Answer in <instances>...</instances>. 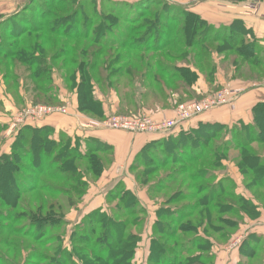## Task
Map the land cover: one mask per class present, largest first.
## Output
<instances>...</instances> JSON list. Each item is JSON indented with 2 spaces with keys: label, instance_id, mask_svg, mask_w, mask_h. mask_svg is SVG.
<instances>
[{
  "label": "trees",
  "instance_id": "obj_1",
  "mask_svg": "<svg viewBox=\"0 0 264 264\" xmlns=\"http://www.w3.org/2000/svg\"><path fill=\"white\" fill-rule=\"evenodd\" d=\"M50 1L52 5L50 9L44 8L43 0H27V3L30 2V5L35 2L38 3L39 5L37 4L35 10L40 11L41 17L44 15L43 18L46 19L54 15L58 22H62L61 26L56 25V22L49 29H46L45 26H33L29 19L30 16L24 11L27 9V3L16 14L5 19L0 18V24H8L3 27L8 28L15 37L19 38L18 43L22 46L13 52L10 49L12 44H6V41L0 40V49H2L0 52L5 51L7 57H17L7 62L8 64L3 63L2 67L6 69L10 66L18 68L21 64L27 65L26 72H22L21 69L19 72L24 73L25 76L28 75L26 78L34 83V85H24L28 99L32 93L37 94V98H33L34 103L40 102L38 101L39 94L41 96L47 94L54 103L61 102L58 99L53 75L54 69L57 68L51 61L49 66L47 64L49 60L43 55H48L51 51V56L57 55V53L60 55L63 48H65L62 52L63 64L57 65V67H59L60 74L63 75L64 83L67 84V87L73 85V89L70 90H75L77 93L79 109L96 119H103L107 116L103 112L102 102L96 98L94 93L97 83L109 88L115 87L119 92L124 89L121 85L122 82L130 84L131 91L128 93L124 90L125 97H120L121 106L125 113L140 115L142 113L130 109L134 106L138 107L133 88L136 81H143L147 88L142 94L145 100H149L151 97L154 100L153 89L162 92L164 97L169 95L171 90L163 87V80L170 82L177 92L189 91L188 88L191 83L197 78L196 72L190 68H183L178 72L175 71L174 67L173 69L167 67L164 70L163 61L168 63L189 61L208 74L212 80L217 63L214 62L213 54L216 53L212 48L210 49L211 46H216L217 52L228 49L231 53L244 57L246 62L239 64V66L242 68L244 64L250 66L251 72L246 77L264 78V58L258 56L257 45L248 41L250 39H247L242 32L244 25L241 21H237L229 27L216 29L199 15L186 10L182 5L172 6L165 0H139L135 2L130 7L132 13L130 18L124 14H116L117 10L107 9V13L105 10L97 9L94 11L97 6L95 0ZM63 5L73 9L66 13H63L62 10L59 12L55 10L56 6ZM161 5L162 7H160ZM88 7L91 8L90 10L93 11L94 15L99 16L95 30L100 31V35H103V27L106 25L115 23V27L119 31L122 24H119L118 20L122 18L126 21L123 24L124 33H122L125 40H93L95 36H91V33L94 31L87 28L89 22L91 23L85 9ZM156 7L160 10H157L159 16L155 22L140 23L141 19L152 10H156ZM80 18L84 23L80 21ZM81 23L83 33L73 34L71 31H67L68 27L80 28ZM24 24L29 26H24ZM63 24H65L64 30L61 28ZM147 27L149 31L146 37L142 40H130V35H134L136 31ZM15 28L19 31L17 32ZM166 30L168 32H163ZM210 30L212 37L208 33ZM162 32L167 34H161ZM24 34L28 36L22 39ZM163 36H166L165 39ZM82 38L95 44L101 43V46L128 48L129 52L124 53L121 58L114 61H112L113 55L106 57L104 65L109 71L107 75V70L99 66L100 58L106 50L104 47L95 51L94 60L89 63L88 60L92 58L90 54L86 56H89V59L83 60L71 56V50L75 53L71 40ZM53 48H57L58 51L53 52ZM89 49L90 46L83 47L85 53H90ZM59 55L55 56L54 61L59 58ZM121 62L122 64H120ZM155 62L156 65L158 62L160 63L158 67L160 71L153 74ZM222 62L228 63V59L224 57ZM77 63L80 67L89 66L85 67V70L83 69V76L79 75L82 72L79 67V70L66 68L68 64L77 65ZM36 64L40 66L33 68ZM111 66L117 70L108 69ZM163 74H166L167 78L163 77ZM127 75H130L131 78L126 77ZM152 75L154 78L156 77V81L153 80ZM4 76L9 81L12 79L13 83L17 80L10 72L5 71ZM175 77L182 79L186 85H177L178 80ZM107 78H110V82ZM10 85L8 84V87L11 91ZM27 91L30 93L29 95ZM203 95L194 99L193 95L188 92L187 99L177 101L175 108L180 103L199 100L203 98ZM1 105L0 100V108H2ZM224 131L230 134V138H225L220 142L218 138L225 135V133L223 134ZM49 133L46 127L26 124L16 137L11 153L0 156V199H3L2 202L4 203L0 205H7V208H3L5 212H1L0 215V220L4 221V224H0V242L6 238L5 244L11 243L9 241L11 234L9 235L8 231L34 239H40L39 236L48 233V227L38 232L37 230L33 231L15 226L11 221V215L18 207L19 198L25 193L36 191L39 193L38 196L45 193L51 199L44 203L45 197H41L40 201L42 202L38 203L40 204L38 211L33 212V208H30L31 210L28 208L29 215H33L32 226L40 227L41 222L52 223H48L49 228L59 233L56 235V241L61 243L54 246L52 255L43 253L39 249L35 250L36 255L38 254L41 260H47V264H134L133 258L140 236L135 231L136 227L133 226V217H138L139 221H137L141 225L144 219V209L128 191L112 192L109 198V210L107 212L97 210L85 216L71 229L69 243L65 244V236L60 234V231L64 224H68L65 220L66 210L77 206L81 201L89 187L88 180L90 177L86 175L82 179V190H77L75 188V183H77V177L74 174L75 169L69 165V162L72 159L91 160L90 170L92 172L83 169L85 170L84 174L86 172L95 176L99 175L105 166V161L100 158L105 149L91 140H88L85 146L64 137L56 141L49 137ZM181 135H183V142L185 143L182 146L171 143L172 145L169 147L165 146L167 152L161 153V155L151 152L152 148L147 147L139 154L135 162L134 169L137 177L143 185L149 187V191L153 193L154 197L161 195L167 189L169 190L166 185H176L181 177L183 180L176 188L178 191L174 190L175 192L170 196L161 198L162 203L158 209V220L155 223V232L147 264H214L215 254L212 252V239L226 240L246 215H257V206L251 202L252 200H256L264 208V193L262 195L261 192L264 191V102L255 107L252 124L234 125L231 128L223 124H203L198 129L180 132L175 139L174 137L173 139L172 137L169 138L171 139L170 142L178 140ZM231 151L234 152L231 161L236 164L242 174L246 189L249 191L255 189L256 193L261 194V201L253 196L247 199L236 190L235 184L229 177L224 176L219 179L220 174L218 172L224 169V161L230 160L228 153ZM54 158L55 160H53ZM50 160L53 161L47 165L46 163ZM177 164L182 166L169 174L170 182L168 176L164 175L161 177L162 183L155 184L156 186L151 183L147 184L146 180L143 179L142 174L144 172L141 173L138 170L141 169L140 167L152 169L147 172L145 179H148V175L153 174L157 169H166ZM50 167L55 172H51V174L46 172L45 169ZM57 170L61 173L56 172ZM79 170L81 169H78L77 172ZM40 175H46L58 183L63 181L66 186L44 184L40 181ZM187 179L191 181L188 186H186ZM189 188L193 191L190 192ZM232 202L243 205L240 212L235 206L232 208V204H230ZM46 207L48 210L44 213L43 209ZM229 213H232L233 216H230ZM169 222L175 223L176 229L171 228L169 230L167 225ZM180 232L186 233V235H182L183 237H180L178 242L166 244L163 241V237L166 236L170 239H176ZM191 233L193 235L188 237L187 235ZM253 236L254 234L249 235L248 239H244L239 247L241 259L237 264H250L248 261L252 258L256 260L261 253L253 245L246 244ZM48 239L40 242L42 247H48ZM90 244L93 245L94 249L88 248ZM18 246L20 251L23 250V246ZM204 252L207 253V258L203 257ZM87 255L91 258H97L99 261L96 263L87 261L85 257ZM2 256L3 252L1 251L0 257ZM38 262L40 263L39 260Z\"/></svg>",
  "mask_w": 264,
  "mask_h": 264
},
{
  "label": "crops",
  "instance_id": "obj_2",
  "mask_svg": "<svg viewBox=\"0 0 264 264\" xmlns=\"http://www.w3.org/2000/svg\"><path fill=\"white\" fill-rule=\"evenodd\" d=\"M125 1L135 4L138 0ZM25 2H27V0H0V18L2 17L5 19L16 14L21 10L20 8L24 6ZM243 2L242 0H183L182 6L185 7L186 10L199 15L209 25L216 29L229 27L235 22L241 21L244 25V31L242 32L247 39H250L248 41L257 45L258 56L264 58V3H262L257 11L247 14ZM213 57L217 63V68L212 80L208 74L194 64H183L185 61H177L174 63L163 61L164 70L167 67L170 69L174 67L177 72L183 68H190L192 71L196 72L197 78L191 83L188 88L189 91H182L184 93L173 90L172 84L163 80V87L171 90L169 91V95L165 97L156 96L153 92L154 100H152L151 97L149 100L146 99V101L142 94L147 88L145 84L142 85V82L136 81L133 88L140 86L143 87L144 90H139V92L136 93L138 107L134 106L130 109L134 112L150 115L157 120L173 118L175 116L176 102L186 100L188 92L196 99L202 94L219 89L226 84H231L234 87L242 89V94L233 109L222 107L205 112L185 123L183 126L161 134H135L124 130L88 129L80 127L81 121L94 117L79 109L77 93L67 91L64 86H62L58 78V69H54L53 75L55 77V86L58 90V99L61 102L69 99L70 112L67 115H52L28 124L35 127H46L50 132L49 137L56 141L64 137L69 138L74 143H81L85 146L88 140H91L104 147L103 149L105 150L102 149V156L107 157L103 171L94 178H89V187L81 201L77 206L66 210L65 220L71 229L89 213L97 210L107 212L109 210V198L112 192H131L139 202L138 204L144 209L143 222L139 227L135 228V231H137L140 236V240L137 244L133 263L147 264L155 232V223L158 220V209L162 201H158L157 197H154L153 193L149 191V187L143 185L137 177L134 168L139 154L147 147L152 148L151 152L158 155H161V153L165 154L167 152L165 146L169 147L172 145L171 143L182 146L184 143L183 135L174 142H170L171 139L169 138L172 137L173 139L174 137L175 139L180 132H189L190 130L198 129L203 124H223L228 128L234 125L252 124L254 122L255 107L257 104L264 102V78L253 80L237 77L235 69L228 63L227 68L222 66L221 62L223 61V57H219L217 54ZM159 64V62L157 65L156 62L154 63L153 74L160 71L158 70ZM163 77L167 78L166 74H163ZM175 79L178 80H176L177 85H186L182 79H178V77H175ZM153 80L156 81V77ZM0 88L2 93L0 95V100L2 102L0 111V156H2L3 154L11 153V148L16 137L26 124L21 125L17 130H12L10 125L14 113H10L9 110L11 109L13 111L14 105L10 103L6 104V102L1 99L5 97L1 84ZM153 90L162 94V92L157 89ZM99 92L101 91L97 90L95 87V96L102 102L105 115L112 112H123L121 98L116 91L112 92V95H108V97L105 96L104 93ZM20 97L22 96L20 95ZM224 165L225 167L222 170V175H219V179L224 176L229 177L235 184L236 190L239 193H242L247 199L252 198L251 194L244 186L243 176L236 164L231 160H227L224 162ZM251 202L257 206V215H246L244 220L233 230L231 236L226 240L219 241L217 239H212V252L215 254L214 264L238 263L241 259L240 248L229 250L227 246L231 238L239 233L245 235L244 239H248L249 235L254 234L246 244L253 245L257 248L256 250L263 252L261 264H264V208L256 200H252ZM201 235L203 234L201 233ZM69 239V237H65V244L69 243Z\"/></svg>",
  "mask_w": 264,
  "mask_h": 264
},
{
  "label": "rangeland",
  "instance_id": "obj_3",
  "mask_svg": "<svg viewBox=\"0 0 264 264\" xmlns=\"http://www.w3.org/2000/svg\"><path fill=\"white\" fill-rule=\"evenodd\" d=\"M242 1H244L243 3L246 4L250 0H242ZM95 2L97 4V6L94 9V11L95 10L97 11V9L98 10H105V12L107 13L108 12L107 9H110V10H113V11L117 10L116 14L117 13L120 14V15L124 14L125 16L127 15V17H129V18L132 16L131 8H130L131 5H132L131 2L129 3L128 1H125V0H95ZM26 3L27 2H25L24 5H26ZM167 3L171 4L172 6H181L182 5V3H177V2H167ZM37 4L38 3L35 2V3H33V5L32 4L30 5V2H28L27 3V9L28 10L25 9L26 7L24 8L25 9L24 10L25 14L30 16L29 19H30V21H31L33 26H45V27H47L46 29H49V28H51V26L53 25L54 22H56L57 23L56 25H58V26L62 25V22H58V19L54 15H52L50 17H47L46 19L43 18L44 15L41 17L40 11L37 12L35 10V8H37V6L39 5V4L38 5ZM43 4H44V8H46V9L52 8L50 0H43ZM160 7H162V5ZM70 9H73V8L70 7V6L66 7L64 5L55 7V10L57 12L62 10L63 13L71 11ZM85 9H86L88 20L89 21L91 20V23L89 22V27L87 26V28H90L91 30L94 31V33H91V36H95L93 40H125V37L122 35V33H124L123 24H125L126 21H124L122 18L118 20L119 24H122L119 31L116 29V27H115L116 24L115 23L113 25H106L105 27H103L104 28L103 29L104 30L103 35H100L101 34V33H99L100 31L98 32V31L95 30L97 28V25H95V24L98 22L99 16L96 15V14L94 15L93 11L90 10L91 9L90 7H88V9L87 8H85ZM157 10H160V8L156 7V10H152L150 13H148L143 19H141L142 21L140 23H145V22L154 23L156 18H158V16H159V12ZM24 20H27V19L24 18ZM80 21L82 23H84V21L81 18H80ZM82 23L80 24V28L75 29V27H72V28L68 27L67 31L69 30L73 34L83 33ZM140 23H138V24H140ZM145 24H147V23H145ZM5 25H8V24H0V40L6 41V44H12L11 48L10 47L9 48L12 49L13 52H15V51L19 50L20 48H22V46H21L20 43H18L19 42V40H18L19 38L15 37V35H13L11 33V31H9L8 28H4L3 27ZM64 25L65 24H63V26L61 27L63 30L65 29ZM24 26H29V25L24 24ZM15 30L17 32L19 31V29H17V28H15ZM148 31H149L148 27L143 29V30H138V31L135 32L134 35H130V40H142L144 37H146ZM163 32H168V31L166 30V31H163ZM163 32L161 34H164V35L167 34V33H163ZM208 33H209V36L212 37L211 30ZM218 35H220V34L218 33ZM26 36H28V35L24 34L21 38L25 39ZM165 37L166 36H163L164 39H165ZM233 40H237V39H233ZM16 42H17V44H16ZM71 44L73 45V47L75 49L74 50L75 53L73 52V50H71V52H70L71 56H73L74 58H78L79 60H83V59H89V56L88 57H86V56L90 54V56H92V58L90 60H88V63L90 61L94 60L95 51L98 48H100V47H104V49H106V50H105L104 54H102V56L100 58L99 66H100V68L102 67L105 70H107V66L104 65L106 57H108L109 55H113L112 61H114V60H116L118 58H121L124 55V53H128L129 52L128 48H115V47L101 46L102 45L101 43L95 44V43H92L91 41L83 39V38L82 39L71 40ZM85 46H90V49H89L90 53H85L83 51V47H85ZM225 47H227V46H225ZM0 48H1V46H0ZM211 48L216 54L218 53L217 55L219 57H223V58L226 57L228 59V64L235 69L237 77H242V79L243 78H249V77H246V75H249L250 72H251L250 71L251 70L250 66L248 64H244L243 68H242V66L241 67L239 66V64L246 62L244 57H242V56H240L238 54H235V53H231L230 51H228L227 48H226L227 50H222L220 52L216 51V46H211L210 49ZM64 49L65 48H63L61 50L60 55L57 53V55H59V58L57 59L58 61L57 60L54 61L55 60L54 58H56L55 56H57V55H54V56L50 55L52 51L50 52V54L48 53V55L45 54L43 56H45L49 60V61L47 60L48 61L47 64H49V66L52 63L58 69V72H59L58 78L61 81L62 86H64V88L67 91L75 92V90H70V89H73L72 88L73 85L70 86L68 84L70 87H67V84L65 85L64 80H63L64 79L63 75L60 74L59 67H57V65L63 64L62 63L63 62L62 52L64 51ZM0 50H2V49H0ZM57 51H58L57 48H53V52L56 53ZM209 53H211L210 50H209ZM7 56L8 55H6L5 51H1L0 52V84L2 86L3 94H4V97H5V98H1V99L4 100L6 102V104L10 103V104L14 105V110L13 111L11 109L9 110L10 113H12V112L14 113V115L12 117V121H11L10 127L19 118V114L23 113L29 107H35V106H38V105H44V106H55V107L62 106V107H66L67 109L69 108V106H70L69 105V103H70L69 99L65 100L64 102L54 103V101L52 99L48 98L47 94H44L42 96L39 94L38 95L39 96V100L38 101H40V102H38V103H34L33 102V98L34 99L37 98L36 97L37 94H35V93H32L30 99H28L27 95H26V91H25L26 86L24 87V85L25 84L34 85V83H33V81H30L29 78H26L28 75L25 76V74L22 73V72H26V70H27L26 66L27 65L21 64L18 68H16V66H10L9 68L5 69L4 67H2L3 63H7V62L12 61L13 59L17 58V57H12V56L7 57ZM213 56H215V54ZM50 61H51V63H50ZM214 62H216L215 59H214ZM190 63L191 62H189V61L188 62L187 61L183 62V64H190ZM219 63H220V61H219ZM120 64H122V62ZM221 64H222V66L227 68V63L226 62H221ZM38 65L39 64L34 65L33 68H35V67L37 68ZM78 67H79L80 71H82L81 73H79V75L83 76V69L85 67H89V66H81L80 67V65H78V63H77V65H74V64L66 65L67 69H71V68H74V69L77 68L78 69ZM19 69H21L22 72H19ZM108 69L117 70V68L112 67V66L108 67ZM5 71L6 72H10L12 74V76L17 78L15 83L12 82V79H10V81L6 79V77L4 76ZM108 72L109 71L107 70L106 71L107 75L109 74ZM126 77L131 78L130 75H127ZM261 77L263 78V76H261ZM107 79H109V82H110V78H107ZM249 79L257 80L256 77L255 78H249ZM111 80H112V78H111ZM8 84H11L10 85L11 88H12L11 91H10V88L8 87ZM121 85L124 88L122 92L117 91L115 87L109 88L108 86H103V85H101L99 83H97L95 85V87L97 88V90H100L102 93H104V95L107 96V97H108V95L111 96L112 95L111 93L116 91L120 95V97L123 98V97H125V94H124L125 91L124 90H126L129 93L131 91L130 89L132 87L130 86V84H127V82L126 83L122 82ZM142 85H144L143 81H142ZM226 85H228V84H226ZM139 90L141 91V90H144V89H143V87H140V86L134 87V91H135L134 93L135 94L138 93ZM173 90H175V88ZM217 90H219V89H216L214 91H210V92L204 94L203 96H205V95H207L209 93L217 92ZM57 92H58V90H57ZM101 92H99V93H101ZM153 92L155 93L156 96L164 97L163 94H159V92H157L155 90H153ZM27 93H28V95L30 94L28 91H27ZM1 94L2 93L0 91V95ZM20 95L22 97H20ZM0 111H1V108H0ZM69 112H70V109H69ZM112 113H115L117 115H123V116H136V115L125 113V112H112ZM53 115H57V113H55ZM59 115H65V114H59ZM49 116H52V115H49ZM49 116H46V117H49ZM46 117H44V118H46ZM88 119H90V118H88ZM88 119H86V120H88ZM224 133H225V135H221V137L218 138V139H220L219 140L220 142L225 140V138H228V137L230 138V134L227 133V131H224L223 134ZM219 141H217V142H219ZM228 154H229L228 155L229 159L231 160L232 156L234 155V152L231 151ZM100 158L103 161L107 160V157H103L102 156ZM53 160H55V158ZM53 160L48 161L46 164L50 165L51 164L50 162H52ZM90 161L87 160V159H72L69 162V165L72 168L75 169V171H74L75 173L74 174L77 177V183H75V188L77 190H79V191H81L82 188H83L82 179L86 175L90 176L89 177L90 179L95 177V175L90 174V173L87 174L85 172V174H84L85 170H83V169H86L88 171L91 168ZM94 163H97V162L94 161ZM28 164L31 165V163H28ZM181 166H182L181 164H177V165H173L172 167H169V168H166V169H161V168L157 169V171L153 172V174L148 175V179H145V178H147V172H150V170H152V169L140 167L141 169H138V170H140L141 173H142V171L144 172V174H142V175H143V179L146 180L147 184L151 183V184L155 185V184L162 183L161 182V177L164 176V175L168 176V181L170 182V178L171 177H169V174L175 169H180ZM78 169H81V170H79L77 172ZM45 170L49 174H51V172H55L54 169L51 168V167L50 168H46ZM56 172H59V174L61 173V171H58V170ZM88 172H92V171L90 170ZM218 174L222 175V171L220 170L218 172ZM39 177H40V181H42L44 184H55V185H60L62 187L66 186L65 182L60 181V183H58L55 180H51L46 175H40ZM182 181L183 180H182V177H181V179L179 180V182L176 185H174V186L172 184L166 185V187L169 188V190L167 189V190L163 191L161 195L155 196V197H157V200L159 201V200H161V198L168 197L171 194H173L175 191H178L176 188H178V186L182 183ZM186 182H187L186 186H188V184L191 183V181L188 180V179L186 180ZM183 184H184V182H183ZM171 187H172V189H171ZM189 190H190V192L193 191V189H190V188H189ZM256 192L257 191L255 189H252V191H249L251 196H253L254 198H256V199L261 201L262 200L261 194L260 193H256ZM261 192H262V195H263L264 191H261ZM38 194L39 193H37L36 191H34L32 193L23 194V196H21L19 198L18 207L16 208L15 212L11 215L12 216L11 217V221L15 224V226H21V227H23L25 229H29V230H33V231L37 230L38 232H39V230L41 231L43 228H47L48 227V229H47L48 233H46L43 236H39L40 239H34L32 237H24L22 235H16V234L11 233L10 231H8L9 232L8 234L9 235L11 234V237H9V241H11V243L8 244V245L5 244L6 238L3 239L4 240V241H2L3 243L0 242V252L1 251L3 252V256L0 257V264H47L48 263L47 260H43V259L41 260L39 258V256H38V254L36 255L35 250L39 249L40 251H43V253L46 252V253H49L50 255H52L54 246H56L58 244H61L58 241H56V235L59 234V233L56 230L53 231V229L49 228L50 227L48 225L49 222H41L40 223L41 226L39 225L40 227L32 226V224H33L32 223L33 215H31V216L29 215V210H31L33 208L34 209L33 212H35V210L38 211V208H39V205H40L38 203L42 202V201H40L41 197H43V198L45 197L43 199L44 203H47L51 199V198H49L50 196L46 195L45 193H41L43 195L40 194L39 196H38ZM2 200L3 199H0V204L3 203ZM230 204H232V208H234L233 206H235V208H237L239 212H240V208L242 209V207H243V205H241L240 203H237V202H232ZM3 208L4 209L7 208V205L6 204L5 205H0V215H1V212H5L3 210ZM28 208H29V210H28ZM43 210H44L43 212L46 213L48 208L46 207ZM229 214H230V216H233L232 213H229ZM133 218H134L133 226L139 227L140 226V222H138L139 221L138 217H133ZM14 220L15 221L17 220V222H14ZM0 224L1 225L4 224V221L0 220ZM49 224H52V223H49ZM61 225H62V223H61ZM167 225L169 227L168 228L169 230L171 228L173 230L176 229V225L173 222H169V223H167ZM70 229L71 228L68 226V224L67 225L64 224L62 229H61V231H60V234L64 235L65 237L66 236L69 237ZM192 233L188 234L187 236L188 237L192 236L193 235ZM182 235L185 236L186 233L180 232L179 235L176 236V239H173V238L170 239V238H167V236L163 237V241L166 244H173V243L178 242L180 237L181 238L183 237ZM235 235H237V234H235ZM128 236H130V235L128 234ZM47 238H49L48 239L49 240L48 247H42L40 242L45 240V239H47ZM18 245L19 246L20 245L23 246L22 247L23 250L20 251V248L19 249L17 248ZM88 248L94 249L92 244L88 245ZM206 256H207V253L204 252L203 253V257L207 258ZM85 257L87 258L86 260L90 261V262L96 263L97 261H99L97 258H94V257L91 258L88 255L85 256ZM253 259L254 258L250 259V261H248V263H250V264H261L262 263V259H263V252H261L259 254V256L257 257L256 260L255 259L253 260ZM38 260L40 261V263L38 262Z\"/></svg>",
  "mask_w": 264,
  "mask_h": 264
},
{
  "label": "built area",
  "instance_id": "obj_4",
  "mask_svg": "<svg viewBox=\"0 0 264 264\" xmlns=\"http://www.w3.org/2000/svg\"><path fill=\"white\" fill-rule=\"evenodd\" d=\"M165 1L182 3L183 0ZM262 3H264V0L248 1L245 4V12L251 14L257 11ZM241 94V88L228 84L217 90V92L209 93L199 100L178 104L175 108V116L173 118L157 120L147 114L123 116L111 113L103 119L90 118L81 121L80 127L88 129L124 130L135 134H161L172 131L205 112L222 107L233 109ZM55 113L67 115L69 114V108L44 105L29 107L23 113L19 114V118L14 122L11 128L12 130H17L21 125L34 123L37 120L44 119V117ZM244 238L245 235L243 233L234 235L227 248L229 250L238 249Z\"/></svg>",
  "mask_w": 264,
  "mask_h": 264
}]
</instances>
